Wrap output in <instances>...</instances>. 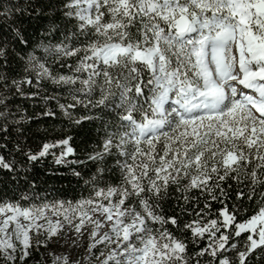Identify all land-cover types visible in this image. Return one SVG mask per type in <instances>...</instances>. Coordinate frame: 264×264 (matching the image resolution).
<instances>
[{"label": "snow or ice", "instance_id": "6c2138e0", "mask_svg": "<svg viewBox=\"0 0 264 264\" xmlns=\"http://www.w3.org/2000/svg\"><path fill=\"white\" fill-rule=\"evenodd\" d=\"M4 3L0 0V149H7L3 141L13 130L22 134L23 122L34 118L9 106L16 97L39 98L46 105L55 101L70 124L100 120L104 133L96 147L85 150L84 159L75 158L72 136L44 142L38 151L15 143L14 150L29 164L52 156L56 165H93L87 179L72 169L91 185L93 195L75 205L0 202V260L25 264L33 248L39 252L59 237L61 220L53 224L45 217L51 208L80 241L91 226L83 264L92 259L99 264H253L254 257L260 264L264 206L246 220H238L227 206L211 218V201L224 204L221 198L232 187H225L228 181L239 186V200L253 199L264 187V0H17L7 8ZM41 20L46 21L40 25L41 39L30 40L26 23ZM54 34L63 37L55 44ZM17 44L20 49L10 52L8 46ZM65 57H76V63L67 64ZM12 60L22 71L11 67ZM65 67L71 74L62 73ZM78 107L110 115L111 121L102 115L77 118ZM39 115L54 117L56 112L46 107ZM161 138L167 141L162 155L156 151ZM117 170L119 183L105 185ZM0 171L18 173L15 157L0 154ZM27 171L21 179H28ZM172 186L180 193L178 201L198 204L206 198L196 218L183 225L161 207L172 196ZM194 189L201 195L192 196ZM40 219H47V227L36 223ZM169 224L191 233L192 252L188 237L177 236ZM33 229L37 234L43 230L45 240L33 245ZM205 238L208 242L199 247ZM69 240L72 247L82 246L70 234L64 245ZM101 245L114 247L97 255ZM47 259L81 264L55 249Z\"/></svg>", "mask_w": 264, "mask_h": 264}, {"label": "trees", "instance_id": "16d2710c", "mask_svg": "<svg viewBox=\"0 0 264 264\" xmlns=\"http://www.w3.org/2000/svg\"><path fill=\"white\" fill-rule=\"evenodd\" d=\"M16 2L17 0H11V3ZM53 2H55V0H53ZM11 3H9L8 0H5L4 7H11ZM41 24H46V21H29L26 23L28 28V38L30 40L41 39ZM132 31L135 32V28H133ZM54 36L58 38H50L53 44L58 43L59 39L63 38L62 36H59V34H54ZM47 42L48 41H44V43ZM8 47L10 52L20 49V45L18 44L15 46L9 45ZM37 55L42 56L43 50H39ZM64 59L67 64L74 65L77 58L65 57ZM174 59L175 58L173 57V60ZM11 67L17 69L18 71H22V68H20L19 62L17 60L11 61ZM54 67L58 68L59 65L56 64ZM61 71L64 74H71L68 72L67 67ZM84 75L86 77V74ZM149 76L150 73L145 69L143 79L147 81ZM45 88L49 92L52 91L50 84L47 82H45ZM30 90L31 89L25 86V91ZM98 94L99 93L97 92V96ZM60 102L63 103L64 100L61 99ZM9 106L13 110L19 108L21 110V114L24 116H32L34 118L32 120L23 122L21 125L23 129L22 134L13 130L9 134V139L7 141H3L7 143V149H0V154L4 155L6 159H12L15 157L19 172L13 174L7 171H0V202H19V204L23 207L40 206L43 204L51 205L52 202H60L65 204L71 203L75 205L77 201L87 199L93 195V189L91 185L85 184L83 179H80L79 177H76L72 174V169L75 167L76 170L80 171L84 178L87 179L94 171L93 165H56L53 163L52 156L44 158L42 163L29 164L21 152L14 150V145L16 142H21L25 150L31 148L33 151H38L44 142H53L66 136H72L73 140L70 143L76 150L75 158L84 159L86 156L85 150L87 149L90 151L96 147V143L103 137L104 129L102 127L101 121H84L79 126L72 125L70 124L67 117L61 114L55 101L46 105L45 102L39 98L26 99L16 97L11 100ZM46 107L52 111H55L56 115L54 117L40 116L39 113L45 110ZM82 115H102L104 121H111L110 115H104L97 110L88 112L83 107H78L74 111V116L78 118ZM136 118L140 119L139 113L136 114ZM13 128H15V126H13ZM171 134L172 133H170V135ZM166 143L167 141L161 138V140L156 144V151L158 154L162 155L164 153ZM133 147L134 146H129V152L133 151ZM143 147L146 148L147 145L145 144ZM173 150L175 151V149ZM51 151L59 154L60 149L54 148ZM245 151L247 152L248 150L245 148ZM252 155L255 156V150H253ZM131 162L132 161L129 160V163ZM257 163V160H253L252 166H255ZM112 167H114V165H112ZM25 168L28 170L27 180L20 178L24 175ZM120 175L121 174L118 170L110 172L108 178L105 181V185L118 184ZM186 182L187 181H185V183ZM144 183H147V180H145ZM228 184H231L232 187L229 190V196L227 198H221L224 200V204L222 205L217 201H211V218H217L219 210L222 207L227 206L230 211H234L236 213L238 220H246L255 214L259 207L264 206V196L260 195V193L264 192V187L257 188L253 199L249 200L247 197H245L244 199L239 200L236 196V191L238 190L239 186L233 181H228L225 184L226 188L228 187ZM244 190L246 192L248 191L247 188ZM170 191L172 196L163 201L161 204L163 214L166 216L178 215L181 225L195 219L196 217L194 213L199 209L204 208V204L206 202L205 197H201L198 204H196L195 201L185 202L183 199L178 201L177 197L180 195V193L176 192L175 186H172ZM191 195L196 197L200 196L201 194L198 190L194 189L192 190ZM25 196L27 199H22V197ZM182 208H186V211L183 213L181 212ZM204 219H208V217L206 216ZM220 219H222V217ZM167 227H169L173 232H175L177 236H180L181 238L186 235L189 241L188 251H193L194 246L191 244L192 237L190 232L182 233L177 231L170 224ZM32 234V231H30L29 235L33 245H36L37 240H45L46 233L43 230H41L37 236ZM243 238L244 237L241 239ZM207 242V238H205L200 242L199 247H204ZM52 245L53 242L51 240L47 248L39 247V252L36 251V248H33V255L30 259L25 261V264H36L37 260H40L41 264H51V260L47 259V255L52 248ZM96 254L99 255V253ZM101 259H103V257H101ZM254 260L255 257L253 258V264ZM0 264H5V262L0 260ZM17 264H19V261H17ZM90 264H99V261L92 259ZM260 264H264V260H261Z\"/></svg>", "mask_w": 264, "mask_h": 264}, {"label": "rangeland", "instance_id": "374dc122", "mask_svg": "<svg viewBox=\"0 0 264 264\" xmlns=\"http://www.w3.org/2000/svg\"><path fill=\"white\" fill-rule=\"evenodd\" d=\"M54 211L55 210H52L51 208L45 209V217L47 219H50L53 222V224L56 222V220H58V219L61 220V222L63 223V228L59 231V237L52 239L53 245H52V248L50 249V251L52 249H55L58 254H68L70 256V258H72V259H70L71 261L80 260L81 264H83L84 257L88 255L86 249L88 248L89 243H91V241L89 240V237L87 235V233L91 231V226L90 225L86 226V228L84 229L85 236L83 237L82 241H80V238L76 236L74 228L70 227L68 225V223L66 221H64L62 215L54 214ZM5 215H11V213H6ZM3 218H4V216H0V221ZM19 219H20V222L25 224V225L28 223L27 221L23 220V217H20ZM47 219H40V220L36 221V223L45 225V227H47ZM77 222H78V219L74 221V223H77ZM104 230H106V229H102L101 232H103ZM32 233H33L32 235H34V236L38 235L34 229L32 230ZM69 234L73 238L77 239L78 242L82 244V246L72 247L71 246V240L68 241L67 245H64V242H65V240L68 239ZM112 247H114V245H108L107 247L101 245V246H99L97 253H99L100 251H103L105 253V255H107V252L110 251V249Z\"/></svg>", "mask_w": 264, "mask_h": 264}]
</instances>
